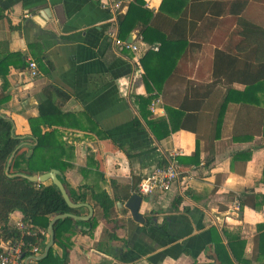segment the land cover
Listing matches in <instances>:
<instances>
[{
    "label": "crops",
    "instance_id": "1",
    "mask_svg": "<svg viewBox=\"0 0 264 264\" xmlns=\"http://www.w3.org/2000/svg\"><path fill=\"white\" fill-rule=\"evenodd\" d=\"M115 1L0 0V58L14 55L8 57L7 76L0 78V98L9 97L0 114L13 121L16 135L29 136L28 119L37 118L39 103L51 97L69 115L55 123L61 141L72 147L64 157L73 166L63 173L66 182L75 190L85 186L104 192L114 201L108 219L86 202L97 224L91 234L80 232L89 227L77 226L67 264H219L213 235L226 264H264L259 239L264 95L255 106L229 103L218 123L227 83L222 77L210 93L213 76L205 65L215 44L189 38L185 60L178 61L186 67L165 82L158 80L148 93L141 60L158 44L143 42L139 26L118 38V16L126 14L132 0H121L119 12L113 10ZM146 1L151 25L172 31L177 18L159 10L162 0ZM251 9L264 11L263 1H254ZM129 37L139 52L121 47ZM30 62L39 73L35 79L29 77ZM147 96L153 97L148 119L169 123L166 108L184 110L197 119L195 132L178 130L157 140L135 106V99ZM135 118L143 129L104 136ZM170 158L178 180L165 194L143 196L139 214L145 223L134 222L125 203L137 194L140 181ZM87 214L88 209L82 216ZM51 249L61 256L56 244Z\"/></svg>",
    "mask_w": 264,
    "mask_h": 264
},
{
    "label": "trees",
    "instance_id": "2",
    "mask_svg": "<svg viewBox=\"0 0 264 264\" xmlns=\"http://www.w3.org/2000/svg\"><path fill=\"white\" fill-rule=\"evenodd\" d=\"M254 1L256 2V0H162L159 10L177 18L175 27L168 33L151 25L153 14L145 7L146 0H132L127 5L126 14L118 16V38L124 39L139 26L143 42L158 44L156 52H148L141 60L148 93L156 88L158 80L165 82L173 72H179L186 67L185 63L178 61L185 60V52L189 46L188 38L215 44V48L210 49L211 57L206 59L205 65L213 76L210 93L212 87L219 84L222 77L227 83L217 115L219 123L229 103L248 107L261 104L263 99L261 97L264 95V15L249 16L247 9L251 8ZM260 1L264 3V0ZM121 5L123 6L122 1ZM189 10L192 11L190 16ZM11 56L14 55L9 54L0 58V78L7 76L10 65L8 57ZM152 59H155V64L149 67ZM200 67L202 68V64ZM163 73L168 75L160 77ZM233 84L243 85L244 89L234 90ZM8 99V96L0 98V105L6 103ZM137 99L135 106L157 140L168 137L170 133L178 130L195 132L192 124L197 119L192 114H186L184 110L180 112L166 108L169 123L160 119L150 120L147 116L151 112L147 107L153 97ZM145 108L148 111L145 112ZM63 117L69 115L62 114L54 100L49 97L39 103L38 117L28 119L31 134L21 137L14 133L13 121L0 114V245L6 241H22L27 245L23 250L25 258L31 255L30 248L33 246H38L39 254L42 253L49 238L46 231L51 217L66 213L82 216L87 213V208L71 209L63 200L58 188L51 182L45 184L31 182L19 174L37 176L56 169L61 172V183L73 203H86L90 200L102 210L104 219H108L114 206V201L106 193H94L85 186L75 190L66 182L63 173L73 166L64 162V157L72 147L61 141L59 124H55ZM43 128L47 130L43 131ZM141 129H143L141 124L135 118L126 126L107 132L104 136L110 139L119 133ZM197 156L196 149L193 157ZM128 197L129 193L126 198ZM14 213L21 216L24 224L31 225L28 230L30 234L27 232L23 234L13 227L10 221ZM96 224L94 218L88 221H75L71 218L57 221L54 225V244L61 249V256L58 257L50 249L48 256L38 264H67L71 248L70 238L77 231V226L89 227L88 231L80 232L91 234ZM159 228L163 229V226ZM259 229H262L259 238L262 257L264 225ZM212 233L215 234V231L212 230ZM213 242L217 243L215 251L218 263L226 264L220 253V250L224 249L215 240L214 235ZM232 252L234 253L233 249Z\"/></svg>",
    "mask_w": 264,
    "mask_h": 264
},
{
    "label": "built area",
    "instance_id": "3",
    "mask_svg": "<svg viewBox=\"0 0 264 264\" xmlns=\"http://www.w3.org/2000/svg\"><path fill=\"white\" fill-rule=\"evenodd\" d=\"M121 0H117L113 4V10L119 12L121 10ZM122 48L139 52L140 48L133 43L122 42ZM152 50H157L156 46L150 47ZM29 77L35 79L38 77V71L34 62L29 63ZM180 176L177 164L173 158L167 159L165 163L155 167V169L147 174L139 183L136 193L140 196L161 195L169 192ZM13 227L21 231L23 234L31 228L30 224H24L22 219L16 220ZM41 234H45L41 232ZM27 247L22 241H6L1 243L0 264H24L23 250ZM30 256L39 255V247L33 246L30 248Z\"/></svg>",
    "mask_w": 264,
    "mask_h": 264
},
{
    "label": "water",
    "instance_id": "4",
    "mask_svg": "<svg viewBox=\"0 0 264 264\" xmlns=\"http://www.w3.org/2000/svg\"><path fill=\"white\" fill-rule=\"evenodd\" d=\"M127 43H132L131 37H129ZM19 176L24 177L31 182H38V183H43V184L51 182L53 185H55L58 188L59 192L62 195L63 200L65 201V203L67 204L69 208L76 209L80 207H85L88 209V214L85 216H77L74 214L66 213V214L56 215L50 220L48 227H47V234L49 236V240L45 244L42 250V253L37 256H29L24 259V264H38L39 261L43 260L44 258L48 256V253L51 247L54 245V242H55L54 225L55 223L59 220H64L66 218H71L72 220H75V221H88L93 215V209L87 203H77L76 204L70 200L63 184L61 183L62 174L60 171L56 169H51L49 172L40 174L37 176H25L21 174H19ZM142 200H143L142 196L138 194H133L130 196V198L127 200V202L124 205V207L129 211L132 220L139 224L145 223L144 217L141 214H139V208H140Z\"/></svg>",
    "mask_w": 264,
    "mask_h": 264
},
{
    "label": "rangeland",
    "instance_id": "5",
    "mask_svg": "<svg viewBox=\"0 0 264 264\" xmlns=\"http://www.w3.org/2000/svg\"><path fill=\"white\" fill-rule=\"evenodd\" d=\"M248 11L249 10H251V12L250 13H248L250 16H253L254 14L256 15V16H259V15H264V11L262 10H260V12H258L259 10H253V9H251V8H249V9H247ZM16 221V218H12L11 219V222H15Z\"/></svg>",
    "mask_w": 264,
    "mask_h": 264
}]
</instances>
